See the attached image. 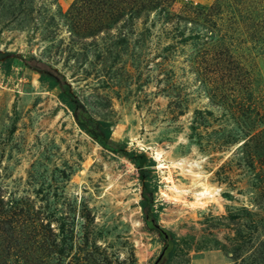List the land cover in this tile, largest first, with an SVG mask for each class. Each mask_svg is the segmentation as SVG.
Returning a JSON list of instances; mask_svg holds the SVG:
<instances>
[{
  "label": "rangeland",
  "instance_id": "rangeland-1",
  "mask_svg": "<svg viewBox=\"0 0 264 264\" xmlns=\"http://www.w3.org/2000/svg\"><path fill=\"white\" fill-rule=\"evenodd\" d=\"M10 52L151 160L159 264H264V0H0ZM21 61L0 71V264H153L152 181Z\"/></svg>",
  "mask_w": 264,
  "mask_h": 264
},
{
  "label": "trees",
  "instance_id": "trees-1",
  "mask_svg": "<svg viewBox=\"0 0 264 264\" xmlns=\"http://www.w3.org/2000/svg\"><path fill=\"white\" fill-rule=\"evenodd\" d=\"M1 58L2 61L0 64V71L3 74H8L14 64L22 60L21 67L34 70L38 74L39 83L42 86H45L47 90L60 88V92L57 96L58 100L66 107L69 112L73 113V117L78 128L96 143L103 144V148L107 152L114 155L119 154L127 158L136 167L140 181H143L145 178L149 181H152L151 188H149L146 182H142V210L144 213V223L149 229L158 232L161 238L165 241L161 251L163 253L161 261L165 260V263L170 261L176 241L174 234L171 231L161 228L156 224L158 211L151 209V195L157 191V182L154 180V176H151L153 170L148 168L151 160L147 158L144 153L135 155L130 152H126L123 145H119L110 141L111 125L107 122L94 120L89 117L86 109L70 91L69 87L63 84V78L58 76L56 73L52 72L51 70L37 68L32 62L34 60H28L24 56L17 55L15 53H6L5 56H1Z\"/></svg>",
  "mask_w": 264,
  "mask_h": 264
},
{
  "label": "water",
  "instance_id": "water-1",
  "mask_svg": "<svg viewBox=\"0 0 264 264\" xmlns=\"http://www.w3.org/2000/svg\"><path fill=\"white\" fill-rule=\"evenodd\" d=\"M162 255H163V253L161 252L153 264H158L162 259Z\"/></svg>",
  "mask_w": 264,
  "mask_h": 264
},
{
  "label": "bare ground",
  "instance_id": "bare-ground-1",
  "mask_svg": "<svg viewBox=\"0 0 264 264\" xmlns=\"http://www.w3.org/2000/svg\"><path fill=\"white\" fill-rule=\"evenodd\" d=\"M203 194V193H202Z\"/></svg>",
  "mask_w": 264,
  "mask_h": 264
}]
</instances>
